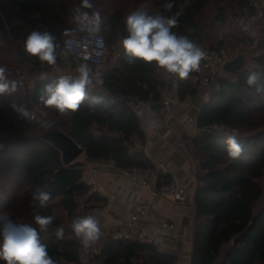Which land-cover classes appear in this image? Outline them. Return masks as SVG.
<instances>
[{"label":"trees","instance_id":"1","mask_svg":"<svg viewBox=\"0 0 264 264\" xmlns=\"http://www.w3.org/2000/svg\"><path fill=\"white\" fill-rule=\"evenodd\" d=\"M230 2L235 4V9ZM79 3L80 0H0V66L6 68V75L11 67L24 75L42 71L45 64L25 54L24 40L35 29L48 30L62 48L60 32L74 24L71 13ZM92 3L93 11L98 10L107 18L101 33L107 55L113 56V61L102 68L101 89L91 87L88 99L78 111L66 114L64 121L50 128L43 127L39 121L18 118L9 108L13 96H0V131L8 134L0 151V212H6L16 223H33L36 203L33 197L40 191L50 193L48 208L40 212L53 216L54 221L47 232L41 233V240L56 264H80L84 246L71 227L54 215L51 203H58L70 220L83 216L87 208L81 209L80 201L90 193L91 187L83 180L84 164L76 161L64 164L60 151L42 140L41 135L61 130L84 149L87 162L113 160L119 169L151 168L135 152L145 139L139 118L126 101L130 98L151 100L157 107L168 84V74L154 64L129 63L121 48V40L127 35V16L141 6L150 14L165 16L183 9L173 31L199 44L203 34L196 17L210 3L217 9L215 20L218 22L222 21L225 9H234V16L242 15L244 10L253 12L250 0H188L187 7L185 0H92ZM168 3L173 5L170 10L165 8ZM259 37L260 50L264 47V29ZM221 48L219 45L215 49ZM63 58L61 54L56 64L62 65ZM254 60L257 65L248 66L244 61L236 75L218 81L217 92L196 119L199 128L212 124L224 126L245 144V151L239 159L232 160L223 147L225 138L210 135L193 140L194 158L199 162L200 172L194 192L189 264H264V204H260L264 178V95L246 85L251 72L259 73L264 81V54ZM60 77L51 71L47 80L34 83L24 92L17 85L16 101L30 109L41 105L38 97L44 87ZM197 90L193 73L178 82L180 101L195 95ZM58 227L64 230L62 239L55 235ZM226 245L229 247L220 259V251ZM94 261L97 264H175V257L159 253L149 243L119 239L109 241Z\"/></svg>","mask_w":264,"mask_h":264},{"label":"clouds","instance_id":"2","mask_svg":"<svg viewBox=\"0 0 264 264\" xmlns=\"http://www.w3.org/2000/svg\"><path fill=\"white\" fill-rule=\"evenodd\" d=\"M184 6H189L188 0H185ZM172 7L171 3L165 5L167 10ZM94 8L92 0H80L72 10L71 22L77 25L78 30L99 34L106 27L107 18L100 11H93ZM182 14L183 9L172 16L150 14L144 6L132 11L125 20L127 35L121 40V48L129 63L140 61L148 65L154 64L178 81L186 80L191 73L198 72L200 63L207 54L192 39L173 31ZM72 46L86 52L88 42L66 39L62 49L56 36L50 31L35 29L28 34L23 45L28 57L47 66L55 65L62 52ZM84 59L87 60L88 55ZM77 71L78 75L75 77L61 76L55 82L47 84L38 97L39 103L60 115L77 112L88 99V90L94 85L102 86L104 83L102 74L97 72L93 75L87 63L81 64ZM246 85L256 93L264 95V81L259 73H249ZM16 90V81L9 79L6 68L0 66V96H13L9 108L18 118L35 119L27 105L16 101ZM53 124L51 119L42 122L45 128H50ZM223 147L232 160L239 159L245 151V144L234 134L225 138ZM51 198L50 193L44 191L33 197L36 201L33 205V223H16L6 212H0V264H56L47 251V245L41 240V233L47 232L54 221L53 216L40 212L48 208ZM71 230L85 248L94 244L102 235L100 221L94 214L73 217ZM63 234V228L58 227L56 237L62 239Z\"/></svg>","mask_w":264,"mask_h":264},{"label":"crops","instance_id":"3","mask_svg":"<svg viewBox=\"0 0 264 264\" xmlns=\"http://www.w3.org/2000/svg\"><path fill=\"white\" fill-rule=\"evenodd\" d=\"M204 33L207 36L206 31ZM205 36L202 43L205 42ZM207 42L209 46L216 47L220 41H217L215 32L211 31ZM224 47L225 45L222 49ZM69 76L74 77V75ZM170 80L168 74L166 88L170 86ZM216 92V85L210 91L198 86L195 95L187 96L173 106L167 115L161 116L156 107H151L143 116L138 117L145 142L136 148L135 152L151 165L149 169L143 168L149 171V188L133 185L114 168L95 172L94 167L101 160L87 162L84 153L75 160L84 164L83 180L91 187L90 193L80 201L81 209L87 208L84 215L88 211L97 214L106 230L104 237L90 246L91 251L96 254L95 257L109 241L124 239L137 242L134 240L136 230L128 231L120 228L114 225V220L126 221L131 213L147 210L151 215L174 224V229L167 231L161 243L155 247L156 250L175 257V264L190 263L195 214L194 192L200 172L199 162L194 158L193 140L210 136L203 134V128L197 126L196 119L201 109ZM132 99H127V105ZM38 106L42 107V105ZM170 175L177 178L185 189L187 197L185 205L174 204L171 200L152 195L151 188L159 186L170 178ZM141 227L147 231L149 238L160 232L157 226L146 224ZM228 247L226 245L222 248L220 259Z\"/></svg>","mask_w":264,"mask_h":264},{"label":"built area","instance_id":"4","mask_svg":"<svg viewBox=\"0 0 264 264\" xmlns=\"http://www.w3.org/2000/svg\"><path fill=\"white\" fill-rule=\"evenodd\" d=\"M250 7L253 10V16H247V19H241L239 21L240 31L243 33V46L240 47V50L244 49L245 46L248 45L250 39L252 38L253 33L259 27L258 20L264 14V0H255L250 3ZM60 37L62 39V49H64V41L66 39H76L80 41H87L88 47L85 52L82 48H77L72 46L67 48L62 52L63 55L70 58V66L73 64L76 68V74L78 75V68L81 64L87 63L89 67L93 71V75L95 73H103L102 66L105 62V59L108 54L106 41L102 33L99 34H88L86 32L78 30L76 24L65 27L60 32ZM198 45V44H197ZM206 52V57L200 63V70L198 72L193 73V81L197 83L203 89L210 91L216 85L218 89V81L223 78H228L229 73L224 71V67L226 63L231 60L226 57L223 53V50L212 49L210 47H205L202 45H198ZM88 55V59L85 60L84 56ZM59 65V64H55ZM46 66V65H44ZM53 67V66H52ZM48 78L47 71H38L35 72L33 76V82L36 83L38 81H45ZM22 84V83H20ZM23 85V84H22ZM33 85L28 86V90L32 88ZM94 90L101 89L100 86L94 85L92 87ZM181 101L178 96V80L173 76L170 80V86L165 88L163 95L156 107L155 103L151 100H143L140 98H133L130 102H128V106L131 111L137 116H143L144 112L151 107H156V110L159 115L165 116L167 115L173 106L179 104ZM32 112L34 114L36 120L40 110L37 106L33 107ZM203 134L212 135L215 137L226 138L231 132L225 128L224 126L218 124H212L204 127L202 129ZM4 146L3 141L0 138V149ZM130 154L132 152L130 151ZM117 169L122 177L128 180L133 185H138L141 187H150V176L149 171L143 168H126L119 169L116 167L115 162L113 160H101L94 167L95 172H101L110 169ZM152 195L155 197H160L163 199L171 200L174 204L185 205L187 203V197L185 189L183 188L180 181L174 176L170 175V178L164 180L159 186L155 188H151ZM94 214L98 220L100 221V227L102 235L99 239L104 237L106 230L104 227V223L101 218L91 212L88 211L86 215ZM153 225L159 228L158 235L149 238L147 235V231L141 227L142 225ZM114 225L130 230H136L137 233L134 237V240L137 242L150 243L152 246L157 247L161 241L162 237L167 233V231H171L174 229L173 223H168L167 221H163L156 216L151 215L147 210H139L137 212L131 213L128 217V220L123 221L116 219L114 220ZM95 255L90 247H83L81 252V263L80 264H97L94 261Z\"/></svg>","mask_w":264,"mask_h":264},{"label":"rangeland","instance_id":"5","mask_svg":"<svg viewBox=\"0 0 264 264\" xmlns=\"http://www.w3.org/2000/svg\"><path fill=\"white\" fill-rule=\"evenodd\" d=\"M106 2H108L109 0H105ZM227 2L229 0H226ZM255 0H250V3L254 2ZM234 6L235 9V4L231 3ZM223 5V3L221 4ZM234 9L232 10H228L225 9L222 13L223 15V19L221 22H218L215 20V16L217 13V9L214 5V3H210L197 17H196V22L199 25V27L201 28L202 34H203V38L205 36L204 31H206L207 36H205V42L201 41V43H199L198 45H202L205 47H210L212 49H215V46H209V43L207 42L209 40V34L212 32H215L216 34V38L217 41L219 40L221 42L222 48L225 45L224 49H217V50H223V53L226 57H228L229 59H233L239 55H243L244 56V61L246 62V64L248 66H255V58L258 57L261 54H264V47L262 49H258V44H259V33L262 31V29H264V14L263 16L258 20V24L259 27L256 30L255 33H253L252 38L250 39L249 43L247 46L244 47V49L240 50V47H242L243 44V38L242 35L243 33L240 31V27H239V21L240 18L241 19H247L249 17L247 16H253L254 12H249L246 13L247 11L244 10L245 13H243L242 15L239 16H234L232 13H234ZM223 39V40H221ZM108 56V55H107ZM64 63L61 65H52V72L55 73L56 75L59 76H69V75H74V77L77 75L76 72V68L75 66L72 64L70 66V58H68L67 56L64 55ZM113 61V56L109 55L108 57H106L105 62L102 66V68H104L108 63H111ZM257 65V64H256ZM43 71V68H42ZM51 72V71H50ZM49 73V72H47ZM20 74V75H18ZM35 74V73H34ZM32 75H24L23 72H19V70H15V68L13 69L12 67L9 68L8 71V75L9 77H11V79L15 80L17 85L20 87V89L24 92V91H29L28 90V86L33 85V76ZM173 76H170V79ZM22 83V84H20ZM199 86V85H198ZM40 110V113L37 117L36 120L33 121H39V122H43L44 120L47 119H51L52 121H54V124L56 122L59 121H64L66 119V114L65 115H60L58 113H56L54 110L51 109H47L45 107H39L37 106ZM45 113H47L48 115L46 116ZM53 124V125H54ZM59 130V129H58ZM8 137V134L2 130L0 131V138L4 143L3 148L5 147V139ZM2 148V149H3ZM0 149V151L2 150ZM261 187L263 189V198L261 200L260 204H264V178L261 181ZM51 209L54 213V215L63 223H65L66 226L71 227V221L67 214L66 211L64 209H62L61 207L58 206V203H56L55 201H53L51 203ZM82 252V250H81Z\"/></svg>","mask_w":264,"mask_h":264},{"label":"water","instance_id":"6","mask_svg":"<svg viewBox=\"0 0 264 264\" xmlns=\"http://www.w3.org/2000/svg\"><path fill=\"white\" fill-rule=\"evenodd\" d=\"M244 63V56L239 55L229 60L224 71L230 75H236ZM43 70L50 72L52 66H43ZM41 139L47 141L57 148L62 156V161L66 165L72 164L80 155L84 153V149L77 144L71 137L58 129L50 130L41 135Z\"/></svg>","mask_w":264,"mask_h":264}]
</instances>
